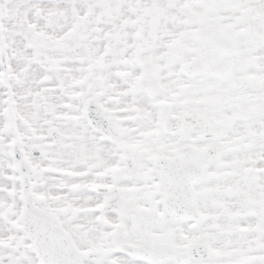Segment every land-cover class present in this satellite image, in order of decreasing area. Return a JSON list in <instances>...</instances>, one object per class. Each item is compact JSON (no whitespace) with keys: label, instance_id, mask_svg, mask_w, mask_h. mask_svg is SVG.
<instances>
[{"label":"snow or ice","instance_id":"obj_1","mask_svg":"<svg viewBox=\"0 0 264 264\" xmlns=\"http://www.w3.org/2000/svg\"><path fill=\"white\" fill-rule=\"evenodd\" d=\"M0 264H264V0H0Z\"/></svg>","mask_w":264,"mask_h":264}]
</instances>
